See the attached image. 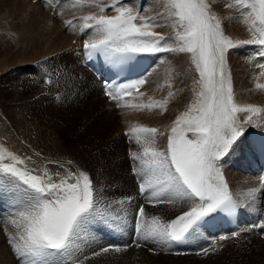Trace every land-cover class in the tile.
<instances>
[{"label":"snow or ice","instance_id":"snow-or-ice-1","mask_svg":"<svg viewBox=\"0 0 264 264\" xmlns=\"http://www.w3.org/2000/svg\"><path fill=\"white\" fill-rule=\"evenodd\" d=\"M234 3L247 10L242 16L251 39L234 41L226 35L221 19L210 10L208 0H166L169 15L175 17L173 27L177 28L171 41L153 30L160 26L153 18L140 15L124 0H110L106 5L100 0H74V7H96L101 13L81 18V31L92 30L91 38L83 44L89 57L100 54L114 67H120L141 54L186 53L199 73V80L195 81L199 91L194 89V102L173 122L166 150L157 147V135H164L158 128L136 125L126 133L141 149L129 154L138 162L133 172L141 179L140 191L148 193L147 202L153 206L177 202L191 205L170 221L158 215L148 217L141 205L135 222L139 240L167 246L179 244L199 235L206 218L215 213L231 215L238 208L221 161L239 147L245 125H264V121L253 120L254 116L264 113V107L241 106L235 101L227 53L241 45H257L264 55V0H234ZM226 6L232 7V4ZM108 8L115 15L103 14ZM66 23L74 27L72 20ZM145 83V78L109 83L105 94L119 107L166 111L167 100L149 98L147 103L124 100ZM256 87L264 89V84L258 83ZM168 95L171 97L174 93ZM240 113L247 114L245 120H240ZM260 149L264 150V144ZM24 164L22 158L0 147V195L11 191L22 204L9 221L17 229L8 239L11 250L19 264H69L68 258L86 227L98 217L106 219L110 213L99 207L100 199L87 171H69L63 176L56 173L59 179H54L48 172L33 174ZM261 186L264 187V179ZM256 191L252 189L248 195ZM254 227L264 229V220ZM239 235V232L232 233L234 237ZM228 238L221 236L220 240ZM110 250L113 249L106 247L101 252ZM114 250L121 251L118 247ZM203 252L207 253L208 249Z\"/></svg>","mask_w":264,"mask_h":264},{"label":"bare ground","instance_id":"bare-ground-1","mask_svg":"<svg viewBox=\"0 0 264 264\" xmlns=\"http://www.w3.org/2000/svg\"><path fill=\"white\" fill-rule=\"evenodd\" d=\"M27 1V6L32 10V15L29 19L31 23L30 26L37 25L39 32L38 40L42 41L43 45H45L44 49L46 54L58 52L59 55V62L56 68L58 74L57 87H59L60 92L66 96L65 99H60V103L69 100L70 98L68 97L70 95L73 97L71 99L83 105L89 116L90 114L97 115V118H99L101 122H110L112 126H115V124L118 125L119 123L120 128H118V131H121L119 132L120 136H122L123 133L124 139H129V142L126 141V143L129 144V149L126 150L127 148H124L127 152L130 150L136 152L141 151L140 146L137 145L133 139L129 136H124L126 130L128 131L131 127L136 125L158 128L164 135H157V147L161 150H166L167 136L170 133L173 122L194 102L195 92L199 91V86L195 83V81L199 80V73L192 64L190 55L178 52L158 53V62L151 69L149 80L145 87L138 92H133L131 97L125 99L128 103H147L149 98L154 101L167 100L166 111L160 109L138 110L131 107H121L117 109L115 104L109 102L103 94L101 83L90 71H88V69L77 63L74 54L76 44H73V41L77 39L79 43H84L85 40L92 36L91 29H88L87 34L84 35L85 37L80 35L83 24L81 18L89 14L100 15L99 8L86 5L74 7L73 3H70L59 7L55 11L58 16L57 18L51 16V9L43 0L38 1L49 9L45 10L47 12L45 15L40 12L42 8L41 5L33 4L30 0ZM32 1L34 2V0ZM138 1L139 0H124L125 3L133 5H137ZM144 2L146 3L143 8L144 13L140 15L153 18L155 23L160 25L153 30L171 41L175 36L177 28L173 27L175 17L169 15L166 8V0H144ZM208 2L211 5L210 10L221 19L226 35L231 37L234 41L251 39V34L246 31L247 25L243 22L242 14L237 11L236 15L238 17L235 18L230 13L226 12L228 8H230L226 5L232 4V7L236 5L234 0H208ZM100 3L106 5L110 3V0H100ZM224 6L227 8L226 11H223ZM232 7L230 9H232ZM243 10L241 9L242 13L245 12ZM103 14L115 15V12L111 8H108ZM68 20L73 21L74 27L66 26V21ZM226 23L230 25V28L227 27ZM231 51L232 52H230L227 57V68L231 72V82L232 79H234L233 77H235L237 83L239 82L237 86L232 83L235 101L241 106L255 104L264 107V89H258L256 87L258 83L264 84V68L260 67L264 65V55L260 54L261 49L259 46L241 45L231 49ZM235 65L238 68L237 73H234L231 68V66ZM249 83L253 85V88H249ZM38 88L40 89L41 87ZM235 89H238L242 93L235 92ZM17 91H19V88L18 90L12 89L8 91L4 86H0V93L6 97L8 96L7 98L0 97V147L22 158L25 161L23 167H26L33 174L43 175L45 172H48L53 174L54 179H59V177L55 175L56 173L63 176L69 171L77 172L81 169L87 171L93 178L97 196L100 199L99 207L105 213H110V216L106 219L98 217L86 227L85 231L76 241L77 247L73 250L72 256L69 257L68 260L72 259L75 264H185V258L171 254L172 245H160L151 241L139 240L138 238L136 241H132L131 237L136 208L143 204L146 205L145 213L148 217H151L150 214L157 210L154 209L155 206L147 202L148 193L145 194L144 199L138 198L136 193L137 184L135 183L136 177L131 175L134 178V182H132L133 184H128L126 188L122 186L123 183H118L119 187L117 190L121 191L120 198L113 199L114 196H112L113 198L108 197L107 201L105 200L106 198H101L99 195L101 180H99L98 177V166L95 169L92 167V164L94 163V165H96L98 161H96V163L92 162V159L87 158V151L74 146H79L78 140H74L75 142H73V144H70L68 140H64L65 142L62 143L63 139L60 137L61 133L59 135L57 130V119H55V115H53L55 113L59 115L63 113L59 112V106L53 102L50 103L48 101L50 100L49 96L39 93L37 85H34L31 94L35 91L39 94L31 98L28 105L20 104V102H23L26 98H24V96H19L20 94L18 95L16 93ZM169 92L174 93V95L169 97ZM139 93H144L145 95L141 97ZM10 94L13 96H10ZM39 100H46L45 102L50 109L48 113L51 117H47L44 114L45 112H41L43 106ZM34 109L41 112L44 119L40 117L36 119ZM25 112H27V114ZM82 113L84 114V112ZM262 114L264 116V113ZM238 115L241 121L245 120L247 116L246 113H240ZM117 116H120V118H117ZM260 118H263L262 120L264 121V117ZM253 120L261 121L259 117L255 116ZM77 123L74 128H78L81 124L79 123L77 125ZM42 126H47V130L45 131V127L43 128ZM255 129H264V126L254 127L251 124L245 125L244 136L247 135L250 130ZM189 135L191 134L189 133ZM116 142H119L118 145L120 146V141L116 140ZM238 143L239 147H235L221 161L224 177L229 185V189L238 199L245 212L251 213L252 211L257 212L260 210L264 213L261 196L264 187L261 186L259 181L255 182L257 176L254 174H245L240 170H238L239 174L230 172L232 164L236 163L237 159L241 156L240 141ZM120 148H123V146L121 145ZM113 151L116 153V149ZM124 158L125 157H120L119 180L123 177H121L120 174L121 170H123L122 164L129 165L128 160H124ZM132 162L138 164V162L133 160ZM252 189H257L258 191L252 196H249L248 194ZM1 199H5L6 204L0 202V264H19L17 257L11 250L8 239L10 235H15L17 232V229L9 221L11 218H14L16 213L22 208V204L18 197L11 191H6L3 195H0V200ZM118 201L120 203H118ZM180 203L181 202H177L172 205L165 204V206L167 205L165 208L166 213L162 219L170 221L174 219L176 213L180 215L191 207L188 203ZM106 229L112 234L109 236L112 237L113 241L118 240L124 244H131V247L129 249L121 247V251H115L114 249L117 247L119 248L121 245H110L111 241L108 240L105 233ZM119 232H121V234L117 236L114 235ZM255 235L256 234L252 233L243 234L241 238L246 240L247 243L249 242L247 245L264 247V240L262 239L261 241L259 238L257 240ZM241 238L237 240H241ZM113 244H117V242ZM138 244L139 246H137ZM106 247L113 250L106 253L101 252V249ZM203 249L205 248H201V251H203ZM97 252L101 254L94 255V253ZM191 255L198 254L191 253ZM191 255L189 254V256ZM72 262L69 264H72Z\"/></svg>","mask_w":264,"mask_h":264},{"label":"rangeland","instance_id":"rangeland-1","mask_svg":"<svg viewBox=\"0 0 264 264\" xmlns=\"http://www.w3.org/2000/svg\"><path fill=\"white\" fill-rule=\"evenodd\" d=\"M26 1L27 0H0V86H4L8 91L12 89L18 90L19 88V91L16 93L18 95L20 94L19 96H24V98H26L23 102H20V104L24 105H28L30 99L36 97L39 93L49 96L51 101H48L50 103L53 102L57 104L59 106V112H63L61 115L58 113L53 114L55 115V119H57V130L59 135L61 133L60 137L63 139L62 143L65 142L64 140H68L70 144H73V142L78 140L77 142H79V146H74L87 151V158L92 159V162L96 163V161H98L96 165L93 163L92 167L95 169L98 166V177L99 180H101V186L99 189L100 197L103 199L106 198V201L108 197L113 198L112 196H114L113 199H118L121 197V191L117 190L119 187L118 183H123L122 186L126 188L128 184H133L132 182H134V178L131 176L130 171L133 169L135 164L137 165V163L132 162L129 158V153L132 150L128 152L124 150L125 147L127 148L126 150L129 149V144L126 143V141L129 142V139H124L123 133L122 136H120L119 132L121 131H118V128H120L119 123L118 125L115 124V126H112V123L110 122H101V120L97 118V115L90 114L89 116L83 105L71 99L73 98L72 96L69 95V100H65L63 103H60V99H65L66 96H64L60 92V88L57 87L58 74L56 72V68L59 62V55L58 52L46 54L44 49L45 45H43L42 41L38 40L39 32L37 25L30 26L31 23L29 22V19L32 15V10L27 6ZM30 1L33 4L41 5V14L45 15L47 13L45 11L47 9L45 5L39 1L37 3H34L32 0ZM145 4L146 3L143 5V3L140 2L139 9L137 8V5L129 4V6L134 7V9L139 12L141 11L140 14H143ZM230 8L226 11L227 8L224 6L223 11L225 10L235 18L238 17L236 15L237 11L242 14L241 8L237 7V5L233 6L232 9ZM243 11L247 10L244 9ZM50 14L53 16L51 12ZM226 25L230 28L228 23H226ZM232 51L231 49L228 51L227 57ZM231 68L234 73H237L238 68L236 65L231 66ZM233 78L232 83L237 86L239 82L237 83L235 77ZM34 85H37L39 93H36L35 91L31 94ZM38 87L41 88L39 89ZM249 88H253L251 83H249ZM235 92L242 93L238 89H235ZM0 95L1 98L6 97L2 93H0ZM10 96L13 95L10 94ZM39 101L42 103L44 108H48V104L45 102L46 100ZM43 107L41 112H45V116L51 117L48 113L50 112V109H44ZM34 112L36 119H38V117L44 119L41 112L36 111L35 109ZM82 112H84V114ZM25 113L27 114V112ZM260 117H264L263 114L259 116V119L263 121V118ZM117 118H120V116H117ZM76 123L77 125L79 123L81 124L78 128L75 127V130L74 126ZM42 127H45V131L48 128L47 126ZM116 140L120 141V146L122 145L123 148H120L118 145L119 142L117 143ZM114 149H116V153L113 151ZM117 156L125 157L124 160H128L129 162V165L122 164L123 170H121L120 174L121 177H123L121 180L118 178L121 159ZM236 163H233L230 169V172H233V174H239ZM263 194L264 190L261 195L264 207ZM183 203L184 202H181L180 204ZM166 207L167 205L165 206V204L155 205L154 209L159 211L156 210V212L150 214V216L158 215L161 218H164ZM144 208H146V205ZM178 214L179 213H176L174 218L178 216ZM255 238L257 240L259 238L262 241V238L256 235ZM248 243L242 238L241 240L229 238L226 241H216L215 243L208 245L206 247L208 249L207 253L201 251L198 255L190 254L191 256L188 255L178 257L185 258V264H264V247L247 245Z\"/></svg>","mask_w":264,"mask_h":264}]
</instances>
